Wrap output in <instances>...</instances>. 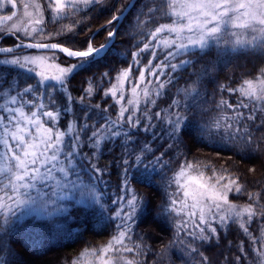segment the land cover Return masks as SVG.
<instances>
[{
  "label": "snow or ice",
  "instance_id": "obj_1",
  "mask_svg": "<svg viewBox=\"0 0 264 264\" xmlns=\"http://www.w3.org/2000/svg\"><path fill=\"white\" fill-rule=\"evenodd\" d=\"M108 2L109 0H0V34H19L17 38L21 39V43L15 47H0V53L7 56L14 54L15 49L21 47L47 49L51 53L48 57L13 55L11 59L0 60V64L27 69L29 72H32L34 67H40L42 70L37 72L41 77L40 83L53 91L58 85L67 93L66 103L62 107L49 108V104H57L56 97L51 93L48 94V103H38L35 102L38 99L35 95L38 89L32 84L17 90L7 78H0V99L3 100L0 103V233L7 231L6 226L11 223L10 217L16 216L17 209L47 212L53 202L52 196H56L58 190L63 191L77 184V181L71 179L77 157L82 156L91 163V157L81 152L85 139L87 146L93 149L92 155H95L105 144L115 143L118 138L123 137L120 142L123 151L127 153L122 157V164L125 166L122 188L125 195L112 201L120 205L114 211V218L119 221L116 225L117 232L107 244L93 249L91 254L97 256L99 253L97 259L100 264H142V261L135 257L145 255L147 248L143 236L137 237V241L133 240V226L138 219L141 224L146 223L144 212L147 199L132 189L127 173L133 167L137 170L142 167L143 179L150 184L153 178L149 170H154L157 165L162 164L163 154L154 158V154L148 156L149 144H144L138 151H131L130 143L124 141L131 142L134 133L124 129L142 128L146 133L152 131L155 136L153 130L157 126L152 120L157 119L161 120L164 126V134L175 140L177 145L184 143L186 137L194 143L205 138V135L209 138L218 136L221 140L242 143L252 155L264 154V67L259 69L254 78L244 79L238 87L226 88L221 85L219 90L235 95L236 102L229 103L221 97L214 105L215 112L212 115H208V110L203 105L188 102L189 98L195 99L200 95V75H197V80L188 87L177 90L178 95L183 92L185 100L173 99L164 116L160 111H151V106L156 104L167 85L172 83L171 76L163 81L159 79V76L164 74L163 70L168 68L175 72L181 67L186 69L191 60L180 59L179 63L173 61L179 57L196 54L193 50L203 53L210 42L220 49L223 42L233 51L248 49L264 55V0H144L136 17V27L143 32L145 25H148V35L151 39L138 45L139 51L132 53V57L139 65V54H150L151 58L145 69L140 70L138 79L145 82L147 71L149 76L155 78L156 89L153 91L145 86L138 91L139 86L134 84L131 89L132 98L127 101V104L132 106L131 111L121 105L115 119L108 114V108L102 109L101 105L96 103L89 105L86 101H90L99 90L104 96L111 95L117 104H121L124 100L123 90L120 89L121 94L117 95V86L128 80L131 66L118 71L116 84L107 89H100L99 82H94L90 77L88 86L79 97H73L68 92L69 78L74 72L85 70L109 54L112 38L116 34L114 28H106L108 39L98 47L94 46L92 38L85 41V48L70 46V43L74 42L68 41L23 43V39L42 41L67 33L76 35V28L82 19L105 8ZM117 3L120 6H113L108 25L118 22L129 7H135L130 0L128 4L121 3V0H117ZM18 8L23 9L22 17L17 16ZM6 9L8 11H5ZM46 12L49 13L48 23L59 25L57 31L45 30ZM25 17L26 21L23 20ZM33 24L40 27H31ZM157 49L163 50V59L153 64V60L157 59ZM56 52L63 53L69 58L68 61L64 64L56 63L59 59ZM72 60L76 62H70ZM45 67L55 68V73L49 75L43 70ZM105 77H109V74L103 73L101 80ZM50 81L54 83H46ZM152 83L153 81H147L148 85ZM13 92L14 94H10ZM29 94L33 96L29 98ZM73 101L81 105V115L73 116L61 130L57 127L59 119L64 113L73 112ZM141 101L147 121L144 124H141L140 116L134 118V113L141 111ZM93 109L98 111L93 113ZM93 115L103 122L97 123ZM197 115L200 116V122L195 125V135L190 136L188 129L193 126ZM206 115L207 120L204 119ZM90 121L92 122L89 123ZM91 167L93 175L90 179H97L103 174V170L96 164H91ZM193 169L196 174L189 179L197 187L190 192L185 188L182 179ZM248 172L256 173L257 169L250 167ZM77 180H82L79 174ZM172 182L185 189L184 199L180 202L179 210L175 207L176 199H172L173 207L168 211L188 217L177 226V231H183L191 237L187 242L180 239V243L184 245L188 255L195 254V264H209L208 258L200 248L206 243L219 240L220 233L216 225L227 229L231 224L237 225L240 232L248 238L247 248L244 240L235 245L229 242V247L236 250L233 264H241L242 261L264 264V183L243 181L239 175L230 173L227 168H213L211 175L205 178V173L199 170V166L190 162L180 165ZM45 186L50 188L51 196L41 191ZM33 190L35 195L32 194ZM90 191L93 201L103 208L101 197L96 195L94 186ZM230 193L233 199H229ZM241 197L246 199L238 203ZM189 198L191 203L188 202ZM253 225H256L259 235L251 230ZM27 239L36 243L31 237ZM196 241L200 243L196 244ZM170 246L171 244L161 249L162 257L167 255ZM5 251L10 254L12 250L7 248L3 237H0V253ZM124 253L134 255L128 257ZM87 254L86 250L85 255ZM0 264H9L6 256L0 255ZM73 264L78 262L73 261Z\"/></svg>",
  "mask_w": 264,
  "mask_h": 264
},
{
  "label": "trees",
  "instance_id": "obj_2",
  "mask_svg": "<svg viewBox=\"0 0 264 264\" xmlns=\"http://www.w3.org/2000/svg\"><path fill=\"white\" fill-rule=\"evenodd\" d=\"M121 3L128 4L129 0H121ZM143 3L144 0H138L135 7L126 16L117 31L109 54L102 60L92 63L85 70L74 72L69 78L68 92L73 97H79L83 93V89L88 86L87 82L90 77L94 82H99L100 89H107L114 83L118 71L131 66L132 76L135 77L140 69L147 65L150 58L148 52L139 54V65L132 57V53L139 51L138 45L151 39L148 35V25H145L143 32L136 27V17ZM114 5L120 6L117 0H110L108 7L92 12L90 16L82 19L76 28V35L67 33L56 39L48 40V42L68 41L74 42L70 43V46L85 48V41L92 38L94 46L98 47L108 39L106 28H114L116 25V22L112 25L107 24L113 14ZM64 23H68V21H64ZM46 24L47 32L59 29L57 24L48 22ZM16 40L12 37L5 38L1 43L2 47L16 44ZM193 52L196 54L177 58L178 61L189 59L191 64L186 69L181 67L177 71L169 73L168 77H172V83L167 85L162 96L156 100L152 112L160 111L164 116L173 99L184 101L183 92L178 95L177 90L188 87L197 80V75H200L198 81L200 95L195 99L189 98L188 102L194 105H203L208 110V115H212L215 112L214 105L219 102L221 97L229 103L236 102L235 95L219 90L221 85L226 88L238 87L244 79L254 78L259 69L264 67V55L248 49L233 51L222 44L220 49L212 45L203 53H199L198 50ZM70 62L75 63L76 61ZM103 73H108L109 77L101 80ZM168 77L166 76L165 80ZM0 78H7L11 84L16 86L17 90L32 84L38 89L35 94L38 97L35 102L38 103H48V94L51 93L56 97L57 104H49V108L62 107L66 103L67 93L63 92L58 85L53 91L45 84L40 83L41 80L37 74L26 69L0 64ZM10 94H14V92ZM32 96L33 94H29V98ZM2 102L3 100L0 99V103ZM86 103L89 105L100 104L102 109L108 108V114H111L113 119L118 112V106L113 97L111 95L104 96L103 92L99 90ZM71 107L73 112L64 113L59 119L57 126L61 129L66 127L73 116L81 115V105L78 102L73 101ZM96 111L98 110L93 109V113ZM101 115L106 114L101 113ZM208 115L205 116V120L208 119ZM140 117L141 124L146 123L144 114ZM93 119L97 123L103 122L95 115H93ZM199 122L200 116L197 115L193 126L188 129L190 136L195 135V125ZM152 123L157 126L153 130L156 133L155 136L152 131L146 133L140 128L132 132L135 138L131 142L124 141V143H130V149L133 152L138 151L144 144H149L148 156L154 154V158L163 154L162 164L156 166L154 170H149L153 178L150 184L143 179L144 169L142 167L139 170L133 167L127 173L128 183L132 189L147 199V207L144 212L146 223L141 224L138 219L133 235L134 241H137V237L143 236L147 251L145 255L135 258L142 261V264H195L193 259L195 254L188 255L184 250V245L180 243V239L187 242L191 237L185 233L177 232L175 216L168 211L169 190L173 189L171 186L175 171L180 168L181 164L190 162L203 169L207 176L211 175L213 168L217 170L227 168L230 173L239 175L243 181L264 183V154L252 155L247 148L242 146V143L221 140L218 136L209 138L205 135V138L196 140L194 143L186 137L184 143L177 145L175 140L164 134L161 120L153 119ZM82 139H84L83 135ZM121 140L123 137L118 138L115 143L105 144L99 152L92 155L93 149L87 146L85 139L81 152L91 157V163L89 159H84L82 156L77 157L76 164L81 169V173H93L91 167L93 163L103 170V174L99 177H102L108 186L107 190L110 192L108 203H110L113 194L119 195L122 190L123 168L125 167L122 164V157L127 153L123 151ZM250 167H256L257 172H248ZM233 198V195L230 194L229 199ZM244 199L246 197H241L237 202L242 203ZM67 202L69 203L65 210L51 216L10 218L11 223L6 226L7 231L0 233V237H3L7 248L12 251L10 254L5 251L0 255L6 256L9 264H73V261L86 250L98 249L111 240L115 233V221L107 215L104 208L96 205L77 204L73 201ZM251 230L259 235L256 225H253ZM218 231L220 233L219 240L204 244L200 251L208 258L209 264H233L236 250L229 247V242L231 241L235 245L244 240L247 248L248 238L240 232L235 224H231L227 229L219 226ZM28 237L35 239L36 243H32L27 239ZM199 243L196 241V244ZM170 244L167 255L162 257L161 249ZM197 259L199 258L197 257ZM241 264H249V262L242 261Z\"/></svg>",
  "mask_w": 264,
  "mask_h": 264
},
{
  "label": "rangeland",
  "instance_id": "obj_3",
  "mask_svg": "<svg viewBox=\"0 0 264 264\" xmlns=\"http://www.w3.org/2000/svg\"><path fill=\"white\" fill-rule=\"evenodd\" d=\"M109 4H110V0H109V2H108V4H107L106 7H108ZM29 10L31 11V9H29ZM5 11H8V9H6ZM16 11L18 13L17 16L18 17H22L23 9L22 8H18ZM0 15H2V13H0ZM48 15H49V13L46 12L45 13V23L48 22ZM14 19H16V18H14ZM23 20L26 21L27 18L25 17V18H23ZM8 23L11 24L12 22H8ZM31 27H40V26L33 24V25H31ZM29 30H30V28H29ZM53 32H55V30ZM17 35H19V34H17ZM17 35L0 34V47H2V44H1L2 41L5 38H8V37H12L14 39H17L16 40V44L20 43L21 42V39H18L17 38ZM57 37H55L53 39H56ZM23 40L25 42H31V43L32 42L53 43L52 41L51 42L50 41L48 42V40H52V39H47V38L44 39V40H42V41L41 40H35V41H33V40H29V39H23ZM153 43H155V42L153 41ZM221 43L223 44V42H221ZM212 45H215V44L210 42L209 47L212 46ZM157 52H158L157 59L156 60H153V64H156L160 59H163V50L157 49ZM13 55H21V56H25V55L26 56H44V57H48V56L51 55V53L50 52L35 51V50H25V51H22V52H19V53L7 54V56L6 55H1L0 56V60H2L4 58L11 59ZM56 56L59 57V59L56 61V63H60V64H64L66 61H68L66 59H69L66 56H63V55H61L59 53H56ZM173 62L179 63L178 60L173 61ZM145 66H143L140 70L145 69ZM29 67H32V66H29ZM41 70L42 69L40 67H34V70L32 72L35 73V74H37V72H40ZM43 70L46 71L49 75H52V74L55 73V68L45 67ZM163 72H164V74L161 75V76H159V79L162 80V81L165 80L166 76L168 77L169 73L172 72V71L170 69H168V68H165L163 70ZM139 74H140V72L138 73L137 76L133 77L132 76V73H130V76H129L128 80L127 81H124L123 83H121V84H119L117 86L118 87L117 95H120L121 94L120 93V89L123 90V95H124V100L121 101V104H117L116 101L114 100L115 103L118 106V110L121 107V105H124V106L128 107L129 110L131 111L132 106L131 105H128L127 104V101L132 98L131 89H132V86L134 84H136V85L139 86L138 89H137L138 91L141 88L145 87V86H148L153 91H155V89H156V84L154 82L155 81V78L152 77V76H149L148 73H147V71H145V78H146L145 79V82H141L138 79ZM38 77L41 80V77L39 75H38ZM147 81H153V83L150 84V85H148L147 84ZM46 83H49V82H46ZM113 84H116V80L114 81ZM153 107L154 106H151V111H153ZM140 108H141V111L140 112L134 113V118L136 116H142L143 115V111L142 110L144 108V104H143L142 101H141V104H140ZM0 114H2V110H0ZM127 114L128 113H125V115H127ZM58 128L61 129V127H58ZM61 130H63V129H61ZM124 130L125 131L134 132V131H137L138 129H136V128L128 129L127 127H125ZM133 138H135V137L132 136V139ZM78 157L80 158V156H78ZM178 170H179V168L175 171V173H174V175L172 177V181H173V178H174V176H175V174L177 173ZM199 170L200 171H203V169H201V168H199ZM77 174H79V176L82 178V180H77ZM195 174H196V170L193 169V170H191L189 172V175L188 176H186V177H184L182 179V183L185 184V188L187 190H189L190 192L197 187V185L195 183H193L191 179H189L190 176H194ZM92 175H93L92 172L90 174H88L87 172H86V174L85 173L84 174L81 173V169H79L78 168V165L75 164V171L72 173L71 179L74 180V181H77V184L75 186H72L69 189H66V190H63V191H59L58 190V194L56 196H52V201L53 202L50 205V207L48 208V211L47 212H36V211H27L25 209H17L16 210V216H12L10 218H13V219L16 218L17 219V217H22V219H23V218H26V217H29V216H51V215H54V214H58V213H60L61 211L65 210L67 208V205L69 203L67 201H73V202H76L77 204L96 205V206L101 207L100 205H97L93 201V199L91 198V191L90 190L94 186L96 195H99L101 197V204L103 205V208L105 209L107 215L110 216L112 218V220L115 221V233H114V235H115L116 232H117L116 225H117V223H119V221H118V219H115L114 218V211L118 207H120V205H119V203H112V201L113 200H116L118 196H124L125 195V192L123 191V188H122L120 194L119 195L113 194V197L110 199V203H108L107 202V199H108V195L110 194V192H108V190H107V187L108 186L105 184V181L102 179V177H98L97 179H90L92 177ZM206 177H207V175L205 173V178ZM123 183H124V181H123ZM123 183H122V185H123ZM171 188H173V189H170L169 190V208L168 209H170L171 207H173V205L171 204L172 199H176L177 204L175 205V207L177 208V210H179L180 209V202H181V200L184 199L183 193H184V190L185 189H182L175 182H172ZM41 191L42 192H45V193H48V195L51 196V190H50L49 187H46V186L45 187H42ZM0 194H2V193H0ZM32 194L33 195L36 194L35 190H33V193ZM128 195H130V193ZM45 198L47 199V196ZM188 202L191 203V199L190 198H189V201ZM172 213L174 214L175 219H176V227L180 223H182L183 220H187L188 219V217L186 215H177L176 212H172ZM133 227H135V225ZM216 227L218 228L219 225H216ZM178 233H184V232L181 231V232H178ZM91 251L92 250H87V253H88L87 255H85V252L86 251L83 252L79 257H77L75 259V261H77L78 264H100V261L97 259V256L99 255V253H97V256H94V255L91 254ZM124 255H126L128 257H132L134 254L133 253H124Z\"/></svg>",
  "mask_w": 264,
  "mask_h": 264
},
{
  "label": "water",
  "instance_id": "obj_4",
  "mask_svg": "<svg viewBox=\"0 0 264 264\" xmlns=\"http://www.w3.org/2000/svg\"><path fill=\"white\" fill-rule=\"evenodd\" d=\"M137 1H138V0H130V2H131L132 4H134V5L137 3ZM132 8H133V7H129V8L127 9V11H124L123 16H121V18L119 19V21L116 22V25H115V27H114V29L116 30V34H117V31H118L120 25L123 23L124 19H125L126 16L129 14V12L132 10ZM116 34H115V36L112 38L111 46H112L113 43L115 42ZM20 43H21V42H20ZM23 43H24V44H27V43H31V42H25V41H23ZM18 44H19V43H18ZM15 45H16V44H15ZM15 45L7 46V47H15ZM25 50H35V51L49 52L47 49H36V48H24V47H21V48H16V49H15V53H19V52H22V51H25ZM56 53H59V52H56ZM59 54L65 56L63 53H59ZM1 55H5V54L0 53V56H1Z\"/></svg>",
  "mask_w": 264,
  "mask_h": 264
},
{
  "label": "flooded vegetation",
  "instance_id": "obj_5",
  "mask_svg": "<svg viewBox=\"0 0 264 264\" xmlns=\"http://www.w3.org/2000/svg\"><path fill=\"white\" fill-rule=\"evenodd\" d=\"M18 14V13H17Z\"/></svg>",
  "mask_w": 264,
  "mask_h": 264
}]
</instances>
